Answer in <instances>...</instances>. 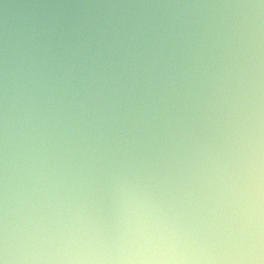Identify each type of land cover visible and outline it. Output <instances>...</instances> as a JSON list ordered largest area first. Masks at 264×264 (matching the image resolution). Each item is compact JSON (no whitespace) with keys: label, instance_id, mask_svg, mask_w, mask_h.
<instances>
[{"label":"clouds","instance_id":"1","mask_svg":"<svg viewBox=\"0 0 264 264\" xmlns=\"http://www.w3.org/2000/svg\"><path fill=\"white\" fill-rule=\"evenodd\" d=\"M0 264H264V0H0Z\"/></svg>","mask_w":264,"mask_h":264}]
</instances>
